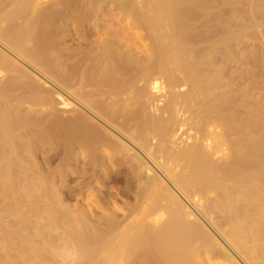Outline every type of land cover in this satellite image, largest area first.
<instances>
[{"label":"bare ground","instance_id":"6f19581e","mask_svg":"<svg viewBox=\"0 0 264 264\" xmlns=\"http://www.w3.org/2000/svg\"><path fill=\"white\" fill-rule=\"evenodd\" d=\"M42 1L0 0L7 263L264 264V0Z\"/></svg>","mask_w":264,"mask_h":264},{"label":"rangeland","instance_id":"374dc122","mask_svg":"<svg viewBox=\"0 0 264 264\" xmlns=\"http://www.w3.org/2000/svg\"><path fill=\"white\" fill-rule=\"evenodd\" d=\"M39 1V0H38ZM42 1V0H41ZM229 1H231V0H229ZM234 1V0H233ZM235 1H237V0H235ZM45 2V3H44ZM44 3V4H43ZM49 3H51V1L50 0H43L42 1V4L43 5H46V4H49ZM111 12H113V13H111L113 16H114V19H116L117 17L116 16H118V15H120L119 13H117L118 11L117 10H115L114 9V11H112L111 10ZM116 13V14H115ZM118 14V15H117ZM119 21H121V22H119ZM116 20H117V22H119V23H121V24H125V23H128V21L130 22V18H124L123 16H118V18H117ZM134 33V32H133ZM138 34H140V32L138 33ZM2 79H0V81H1ZM162 91V90H161ZM161 91H159V92H161ZM259 91H261V90H259ZM258 91V92H259ZM158 91H156V93H155V91H154V94L156 95V96H160L158 99H162L163 98V95L164 94H161V93H164V91H162L161 93H157ZM252 92V95H253V97H254V99H256V101L257 102H259V105L260 106H263L264 105V96L262 97L261 96V94H262V92H260V93H257L256 91H251ZM255 92V93H254ZM152 93H153V91H152ZM160 94V95H159ZM262 98V99H261ZM260 99V100H259ZM163 100V99H162ZM189 112H186L185 114H184V116H182V117H185V119H187V123L185 124L184 123V127H182V128H178L177 129V131H176V137L174 138V140H175V144H174V147H180V146H182L183 145V143H190V140H189V142L188 141H186L187 140V136L186 135H191V134H193L194 133V122L193 121H191V120H194V117H189V114H188ZM191 116H193V115H191ZM193 118V119H192ZM183 119V118H182ZM186 121V120H185ZM192 122V123H191ZM188 124V125H187ZM189 124H190V127H189ZM193 124V125H192ZM187 129V130H186ZM181 130H182V133H181ZM193 130V131H192ZM185 132V133H184ZM181 134V135H180ZM183 136V137H182ZM181 138V139H180ZM185 139V140H184ZM180 140V141H179ZM181 140H183V141H181ZM186 141V142H185ZM4 189H8L7 187H5L4 185H0V213L1 212H3V213H1L0 214V240H3L1 243H2V246H1V243H0V264H1V260H2V264H8L7 262H11V260H9L10 258H11V256L9 257V255L8 254H10V252H13V254L15 253V255H17V256H19V243H18V239L19 238H21L22 237V235L21 234H23L24 235V233H22L23 232V230H22V232H21V229H20V223H18V221H20V220H18L17 218H19V217H17L18 216V214H16V213H20L21 211H23L22 213H23V215L26 213V215H29V216H26L25 215V218L26 217H29V218H31V220L33 219V213L31 212V211H29V210H31L32 208L34 209V210H36L37 211V205L38 204H35V201H34V196L35 195H32V194H35V191H32L34 188H31V189H28V190H26V197L25 198H27V199H25V198H23L24 200H21V201H23V203H22V206L21 207H23V209L24 210H22V208L19 210V212L16 210V211H14V209H13V211L14 212H16L15 214H13V211H11L12 210V208H14L13 206H12V202L14 203V201H12L13 200V198L12 197H10L9 195H7L6 193H5V191L6 190H4ZM13 189H15V191L16 192H18V191H20V190H22L21 188H13ZM30 195H32V196H30ZM7 196V197H6ZM30 196V197H29ZM30 198H31V200H30ZM36 198V197H35ZM9 199V200H8ZM29 199V200H28ZM36 200V199H35ZM10 201H12L11 203H10ZM24 201H25V203H24ZM26 202H27V204H26ZM32 203V204H30V203ZM34 202V203H33ZM38 201L36 200V203H37ZM39 203V202H38ZM34 204V206H31V205H33ZM26 205V206H25ZM12 206V207H11ZM30 207V208H29ZM6 208H8V210L9 211H7V210H5ZM29 209V210H28ZM5 210V211H4ZM34 210H32V211H34ZM25 211H27V212H25ZM35 211V212H36ZM38 211H39V209H38ZM7 212V213H6ZM8 212H9V214H8ZM32 213V215H31V213ZM29 213V214H28ZM38 213V212H37ZM8 214V215H7ZM10 214H11V217H12V219H11V217H10ZM14 215H17V216H15L16 218H13V216ZM20 216V215H19ZM32 216V217H31ZM20 218H22V217H20ZM24 218V217H23ZM11 219V220H10ZM16 219V220H15ZM9 220V221H8ZM15 220V221H14ZM18 220V221H17ZM17 221V222H16ZM8 223V224H7ZM15 223H18L19 224V226H18V224H15ZM7 224V225H6ZM11 224V225H10ZM6 227H8V228H6ZM18 229H20V231L18 230ZM16 230H17V233H16ZM2 231V232H1ZM2 233H4V234H2ZM20 235H19V234ZM6 244V245H5ZM10 244V245H9ZM12 244V245H11ZM5 245V246H4ZM18 246V247H17ZM4 247V248H3ZM7 248V249H6ZM15 248V249H14ZM3 249H5V250H3ZM16 250H17V252H16ZM19 250V251H18ZM10 251V252H9ZM1 252H4L3 254L1 253ZM19 252V253H18ZM6 253V254H5ZM17 253V254H16ZM12 254V253H11ZM10 254V255H11ZM12 254V256L14 257L15 255H13ZM3 257H5V258H3ZM12 257V258H13ZM9 260V261H8ZM23 264H25V261H24V263Z\"/></svg>","mask_w":264,"mask_h":264}]
</instances>
